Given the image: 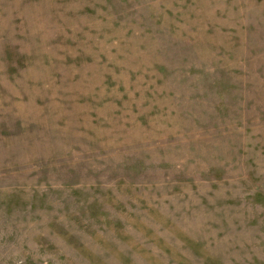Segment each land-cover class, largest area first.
<instances>
[{
  "label": "rangeland",
  "instance_id": "obj_1",
  "mask_svg": "<svg viewBox=\"0 0 264 264\" xmlns=\"http://www.w3.org/2000/svg\"><path fill=\"white\" fill-rule=\"evenodd\" d=\"M0 264H264V0H0Z\"/></svg>",
  "mask_w": 264,
  "mask_h": 264
}]
</instances>
